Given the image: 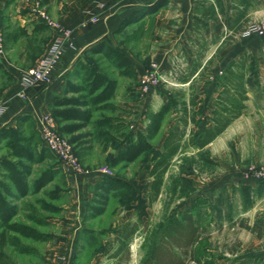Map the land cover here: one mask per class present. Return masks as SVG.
I'll return each instance as SVG.
<instances>
[{"label":"rangeland","instance_id":"rangeland-1","mask_svg":"<svg viewBox=\"0 0 264 264\" xmlns=\"http://www.w3.org/2000/svg\"><path fill=\"white\" fill-rule=\"evenodd\" d=\"M149 26V22L128 27L123 25L115 33V39L110 41L113 48L129 56L139 73L141 68L156 61L152 55L158 45L166 44L164 39L152 36ZM251 41L250 46L261 52L251 55L257 61V72L245 82V88L252 97L250 106L238 121L228 126L204 149L197 150L183 144L180 152L171 160L163 177L160 195L152 204L148 201L151 183L148 172L152 166V155L140 156L125 166L112 167L110 160L116 155L115 143L104 142L97 136V129L87 128L85 132L90 134L89 152L82 153L73 145L79 140L77 135L66 137L78 158L81 174L84 173L74 177L66 174L58 157L44 148L35 126L30 122L24 124L23 132L34 135L35 152L43 157L33 166L30 181L44 171H55L56 175L53 182L38 194L28 195L17 203L19 214L15 221L51 234L53 242L22 240L35 253L20 255L7 247L4 252L10 260L14 264H110L102 249L107 243L113 244V230L129 221L138 223V232L129 246L127 264H140L150 255L165 220L191 207L196 199L203 198L207 201L211 220L208 232L209 249L214 258L212 264H264V179L256 180L252 176L253 170L264 171V107L258 94L264 82V36H256ZM192 43V37H188L183 46L176 45L168 50L169 55L177 51L174 61L176 59L178 62H171L170 70L169 67L164 69L166 75L175 73L177 65L178 71L187 68L185 60L191 55ZM26 47L30 49L26 60H33L30 55L37 52L38 45L27 42ZM220 56L221 53L217 52L215 59L218 60ZM236 57V51L232 50L226 53L225 60L228 62V59ZM89 61L107 75L118 77L111 64L100 57L93 55ZM215 65L204 72L202 79L196 77L197 81L191 86H180L175 81H169L153 87L148 93L141 91L139 77L121 79L114 102L146 99V107L135 111L99 112L96 116L120 117L123 127L109 134L125 135L130 131L144 133L146 113L157 111L168 97H172L177 103L192 98L195 104L193 110L200 114L197 116L199 120L213 108L212 102L219 91L215 77L220 75L226 63L218 60ZM179 118L181 115L178 111L168 113L159 135L150 141L154 149L162 150L168 130L181 129ZM58 128L61 130V127ZM189 129L196 130V127L188 123L186 132ZM4 155L0 148V157ZM82 181H85L86 189L75 191V185ZM44 204L56 211L43 210ZM30 217L41 219L43 224H34Z\"/></svg>","mask_w":264,"mask_h":264},{"label":"trees","instance_id":"trees-1","mask_svg":"<svg viewBox=\"0 0 264 264\" xmlns=\"http://www.w3.org/2000/svg\"><path fill=\"white\" fill-rule=\"evenodd\" d=\"M162 5L160 1L154 3L147 14L155 13ZM242 31H232L231 35L225 37L222 45L228 44L235 34ZM89 53L92 56L100 55L110 63L119 77L136 78L130 59L105 41L94 44ZM200 57V54L197 55V59ZM256 62L254 56L244 53L237 60H231L225 65L220 75L215 77L219 91L212 102L213 108L199 120L197 116L200 114L193 110L195 104L192 98L177 103L174 98L168 97L157 111L146 113L144 133L130 131L125 135L109 134L118 132L123 123L114 116L94 117L99 112L114 113L117 110L111 102L116 94L117 81L95 70H90L79 84L67 82L65 95L53 102L51 114L58 127L59 124L67 123L61 130L58 128L63 137L90 126L98 129L97 136L101 140L115 143L116 155L110 160L112 167L125 166L135 162L140 156L152 155V166L148 172V177L151 178L148 201L152 204L160 195L163 177L171 165V160L180 152L183 144L197 150L204 149L223 134L232 122L240 118L247 100L245 82L248 77L256 74ZM196 65L197 63L179 70L175 75L176 79L180 82L190 79L196 73ZM205 68L197 73L200 79L203 78ZM192 84L193 82L189 86ZM261 88L264 92V84ZM69 94L72 96H68ZM171 111H178L181 115V129L168 130L162 142V150L157 151L150 141L159 135L165 118ZM188 123L194 124L196 130L189 129L186 132ZM0 148L5 153L0 157V264H14L4 252L5 248H12L20 255H32L35 253L34 249L24 245L22 240L34 243L53 241L51 234L39 232L31 225L15 221V218L19 214L17 203L28 195L38 194L51 184L56 172L44 171L30 181L33 166L43 159L35 152L33 134L26 135L19 128L13 127L0 129ZM207 207L206 199L199 198L191 207L165 220L157 233L158 237L150 255L140 264H212L214 258L209 249L208 232L211 220ZM42 209L52 213L56 211L46 204L42 205ZM30 220L39 226L43 224L41 219L35 217H30ZM137 232L138 223L129 221L113 230V244L107 243L102 249L110 264L128 263L129 246Z\"/></svg>","mask_w":264,"mask_h":264},{"label":"crops","instance_id":"crops-1","mask_svg":"<svg viewBox=\"0 0 264 264\" xmlns=\"http://www.w3.org/2000/svg\"><path fill=\"white\" fill-rule=\"evenodd\" d=\"M159 1L163 4L160 9L155 13L147 14L150 7ZM41 13L46 14L51 21L71 29V45L64 46V52L52 72V80L49 84L25 87L20 79L22 71L34 67L38 59L46 53L49 45L59 36L51 25L41 19ZM92 17H96L97 21H91ZM263 19L264 0H0V33L3 37L4 51L0 56V104L4 110L0 115V129L13 127L23 132V125L30 122L37 132V118L42 115H52V104L65 95L66 83L79 84L90 70L100 72L117 81L116 97L121 79L127 77H112L99 67L91 66L89 57L92 55L89 50L100 41L111 45L110 41L115 39V33L123 25L128 27L135 26L136 23L145 25L149 22V32L152 36L164 39L166 44L158 45L152 55L156 62L163 65V72L166 67L171 69V62H174L173 59L176 58L174 54L177 51L169 55L168 50L174 49L176 45L183 46L186 44V39L192 37L191 55L186 58L185 65L189 68L197 63L196 73L187 81L180 82L175 78L180 86H189L191 82L197 81L199 71L204 67H206L205 72L210 70L213 65L216 66L218 60L220 63L224 61L227 64L231 60H237L244 53L250 55L260 53L259 49L249 44L256 38L255 35L243 38L240 36L241 32H238L228 44L222 45L221 40L231 35L232 31L243 30L253 20ZM27 42L38 45L37 52L30 55V57L33 56V60H26L30 52V49L26 47ZM232 50L236 51L237 57L228 59L227 62L226 53ZM217 52L221 53L218 60L215 59ZM199 54L201 57L197 59ZM94 56L101 58L100 55ZM178 67L177 65L175 75ZM144 69L141 68L140 73L135 70L137 78ZM258 94L261 106L264 107L262 88ZM115 97L111 101L117 107L114 113L135 111L140 107H146L148 103L146 99L115 103ZM251 98L247 91V100L244 102L246 107L242 113L246 112L250 106ZM96 114L94 119L98 117ZM110 116L120 119L118 115ZM66 124H59V126ZM87 128L91 127L64 136L71 138L77 135L79 140L73 145H76L78 151L82 153L89 152L90 134L85 132ZM63 169L67 172L66 174L74 177L84 174H75L64 167ZM84 182L77 183L75 191L85 190Z\"/></svg>","mask_w":264,"mask_h":264},{"label":"built area","instance_id":"built-area-1","mask_svg":"<svg viewBox=\"0 0 264 264\" xmlns=\"http://www.w3.org/2000/svg\"><path fill=\"white\" fill-rule=\"evenodd\" d=\"M40 17L45 23L51 25L58 32L59 36L49 45L46 53L38 59L34 67L22 71L20 79L25 87L49 84L52 80V72L64 52V46L71 45L72 31L68 26L51 21L44 13H41ZM96 19V17H92L90 20L95 22L97 21ZM253 35L264 36V19L253 20L240 33V36L243 38H249ZM3 53V37L0 33V56ZM174 62L177 63L178 61L175 59ZM175 78L174 73L163 74L161 64L152 61L139 75V87L143 93H148L153 87L159 86L160 84H167L169 81L174 82ZM3 111V107L0 104V115ZM36 123L38 135L42 139L43 145L48 152L58 157L61 166L70 169L75 174H80L82 170L78 158L72 146L66 141V138L58 132V124L53 116H39ZM252 176L256 180L259 178L264 179V171L262 169L253 170Z\"/></svg>","mask_w":264,"mask_h":264}]
</instances>
